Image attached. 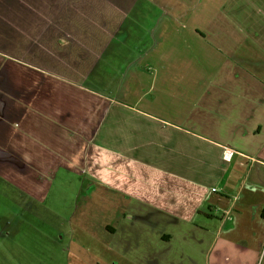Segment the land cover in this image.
I'll return each mask as SVG.
<instances>
[{"label": "crops", "instance_id": "1", "mask_svg": "<svg viewBox=\"0 0 264 264\" xmlns=\"http://www.w3.org/2000/svg\"><path fill=\"white\" fill-rule=\"evenodd\" d=\"M215 23L229 35L212 42ZM210 58L234 63L215 70ZM220 71L232 81L212 83ZM215 91L229 93L226 116ZM262 135L264 0H0V193L31 211L59 212L66 181L86 174L130 199L127 240H144V215L196 236L162 258L124 240L136 264H264V199L253 216L239 206L264 182ZM217 178L228 194L213 200Z\"/></svg>", "mask_w": 264, "mask_h": 264}, {"label": "rangeland", "instance_id": "2", "mask_svg": "<svg viewBox=\"0 0 264 264\" xmlns=\"http://www.w3.org/2000/svg\"><path fill=\"white\" fill-rule=\"evenodd\" d=\"M210 14L214 18L216 17L215 8L210 11ZM219 27L217 23L213 27L211 26L207 30L209 35L207 39L212 42L215 41L218 37V31L222 32L219 33L221 36L229 35L228 31L224 30L226 27L222 25L221 28ZM204 28L205 26L201 32ZM193 29L196 30V28ZM234 30L237 31V34L246 33L245 29L240 30L239 28L240 31H238V28H235ZM230 63L233 64L234 60L210 58L204 64L216 70L217 68L227 69ZM198 64L193 63L194 67ZM216 75L219 76L213 78L212 83H224L220 77L232 81L231 75H221V71ZM241 75V83H247L244 78L245 74L241 73ZM242 84L241 87H243ZM215 92L217 93L215 97L217 103L212 105L215 106L216 111L224 112L226 116L229 110L226 105L230 102L225 96L229 93ZM210 93L214 92L211 91ZM239 98L237 102H241L239 110L242 111L247 108L245 105L248 104V99L250 102L254 101V97L249 98L248 89L240 91ZM224 126L227 127L228 125L224 124ZM259 140L263 142L264 135ZM247 141L249 138L242 140V145L245 146L244 142L247 143ZM246 147L250 149L249 146ZM64 174L65 178L72 175L68 172ZM78 178V181L71 183L65 180L64 189L59 193V198L61 197L58 200L59 205H61L59 212L56 209L52 213L37 207L31 211L28 206L24 207L23 200L16 193L12 195L8 193L10 189L4 195V192L0 193V218H6L0 219V264H136L134 262L136 255L141 256L140 251L136 253V247L139 243V249L142 252L150 253L154 257L155 251H157L159 258L168 255V253L171 254L173 250L190 249L196 243V236L186 230L183 223L173 224L168 219L158 221L153 215L144 214L137 219L136 225L143 226L148 234L141 241L138 240V235L136 237L130 236L127 240V232L132 228L131 225H134L135 220L131 221L125 218L127 213L125 211H131L126 208L130 199L122 198L116 192H111L103 184L91 180L86 174L80 175ZM3 179L5 178L0 175V181H5ZM217 180L218 178L215 183ZM222 182L224 181L219 180L213 189L215 191L213 200L223 196V194H228L222 190ZM230 182L235 183L233 178ZM250 184L245 186L241 195L242 201L248 202L250 209H247L248 204H241L242 201L239 206L240 210L246 208L245 210H250L252 213V199L257 197L264 199V182H255V187ZM56 198L57 194L53 196L52 193L47 201L51 203ZM46 206L50 208L49 205L46 204ZM214 212L220 213V216L223 215L222 211L217 209ZM196 223H199V219ZM241 223L249 231L255 227L253 219L248 215ZM110 227L116 228V234H112V231L109 230ZM154 233L162 234L154 236ZM170 233H176V236L168 244L166 240H163V235H170ZM124 240L132 242L133 248H136L132 255H127L126 249L121 251L120 248L126 246V244L123 246ZM121 252L127 255L128 259L121 255Z\"/></svg>", "mask_w": 264, "mask_h": 264}]
</instances>
